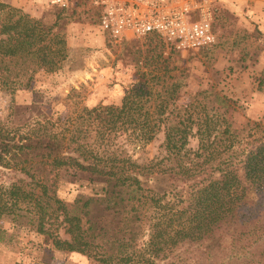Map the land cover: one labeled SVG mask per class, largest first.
<instances>
[{
    "label": "trees",
    "instance_id": "16d2710c",
    "mask_svg": "<svg viewBox=\"0 0 264 264\" xmlns=\"http://www.w3.org/2000/svg\"><path fill=\"white\" fill-rule=\"evenodd\" d=\"M62 12L46 23L0 1L2 91L13 94L66 62ZM129 54L137 82L119 106H82L65 120H0V166L24 175L0 186V217L43 234L56 250L94 247L103 264H158L178 245L212 249L227 237L229 248L244 250L243 264H264V135H255L264 115L240 134L228 120L229 97L183 89L186 68L177 73L160 51L144 60L140 46ZM159 131L163 155L132 158L125 143ZM65 181L79 183L71 200L60 195Z\"/></svg>",
    "mask_w": 264,
    "mask_h": 264
},
{
    "label": "rangeland",
    "instance_id": "374dc122",
    "mask_svg": "<svg viewBox=\"0 0 264 264\" xmlns=\"http://www.w3.org/2000/svg\"><path fill=\"white\" fill-rule=\"evenodd\" d=\"M0 1L46 23H52L63 9L60 22L71 49L60 69L37 72L28 87L13 94L0 88L1 121L12 120L19 125L37 113L65 120L78 114L82 106H119L126 88L137 82L136 67L129 54L136 46L141 48V60L160 51L161 57L168 56L177 73L186 68L188 77L183 89L188 92L213 87L229 97L233 109L228 112V120L240 134H246L264 115V81L259 84L264 68V0H211L216 44L208 50L184 52L153 34L139 37L129 34L114 41L99 29L97 11L89 6L88 0H68L64 8L47 0ZM76 125L84 128L83 123ZM255 135L263 136L264 131L257 130ZM164 139L159 131L154 139L142 144L129 141L125 148L132 158L144 162L163 155ZM190 145L195 146L196 140L191 139ZM19 178H24L20 171L0 166V186ZM78 184L62 182L60 195L71 200ZM81 191L84 192V187ZM12 222L11 216L0 217V231H4V237L0 238V264H103L99 261L101 252L94 247L84 253L56 250L44 240L43 234L24 226L14 228L10 226ZM145 240L144 235L141 241ZM229 241L227 237L221 247L212 249L181 244L157 263L243 264L244 250L229 248Z\"/></svg>",
    "mask_w": 264,
    "mask_h": 264
},
{
    "label": "built area",
    "instance_id": "2783aa9c",
    "mask_svg": "<svg viewBox=\"0 0 264 264\" xmlns=\"http://www.w3.org/2000/svg\"><path fill=\"white\" fill-rule=\"evenodd\" d=\"M67 7L68 0H47ZM109 38L153 34L177 51L208 50L217 42L211 0H88Z\"/></svg>",
    "mask_w": 264,
    "mask_h": 264
},
{
    "label": "crops",
    "instance_id": "0c3cea01",
    "mask_svg": "<svg viewBox=\"0 0 264 264\" xmlns=\"http://www.w3.org/2000/svg\"><path fill=\"white\" fill-rule=\"evenodd\" d=\"M12 2V1H11ZM13 4H15V5H17V6H21V5H18V3H14V2H12ZM20 4V3H19Z\"/></svg>",
    "mask_w": 264,
    "mask_h": 264
}]
</instances>
